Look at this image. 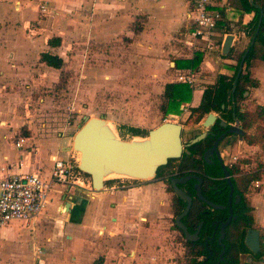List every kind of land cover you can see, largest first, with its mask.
Instances as JSON below:
<instances>
[{"label":"crops","instance_id":"1","mask_svg":"<svg viewBox=\"0 0 264 264\" xmlns=\"http://www.w3.org/2000/svg\"><path fill=\"white\" fill-rule=\"evenodd\" d=\"M46 1L49 10L41 15L36 0L21 1L18 8L11 0H0V35L7 33L4 35L7 41H0V75L13 81L12 84L23 78L30 79L35 70L45 71L44 76L32 78L35 86L38 82H57L59 70L41 64L40 54L57 55L72 68L75 57L65 58L69 50L77 51L82 46L92 57L100 55L102 66L98 67L101 78L106 80L103 87L112 90H116L115 85L120 88L118 82L146 73L168 78L172 73L187 71L174 69L173 60L177 59L174 56L179 50L176 45L179 31L187 24L190 0ZM63 1L67 3L66 15L58 12ZM229 3L231 10L224 15L217 37L219 50L203 58L194 72L199 84L192 91L191 101L182 105L181 114L172 116L174 118L183 121L182 116L189 115V110L200 104L205 86L213 84L218 75L230 76V68L236 65L247 45L242 27L254 14L244 13L239 0H229ZM42 17L51 18L45 22ZM228 35L233 37L229 57L221 55ZM53 39H59V44L50 46L48 42ZM65 46L66 51L60 50ZM93 49H98L100 54ZM180 52L183 54L182 50ZM120 54H127L129 59L138 62L144 57L146 70L137 67L126 72L123 67L119 68L116 65ZM34 63L36 69L31 68ZM167 64L171 70L168 74ZM249 71L257 86L249 89L242 103L264 107V62H254ZM85 72L90 78L99 79L94 77L96 72ZM203 72L208 74L200 75ZM12 100L5 103L0 99V180L17 173H36L48 179L53 157L77 159L69 146L58 138L19 135L20 127L27 126L29 130L30 125L26 121L21 125L23 117L17 111L18 102ZM130 122L122 119L121 124L131 126ZM21 137L26 141L18 149L15 144ZM263 166L264 163L262 169ZM82 175L79 188L57 186L51 192L49 204L35 221L12 222L0 231V264H177L167 261L176 254L163 242L165 236L158 235L155 229L167 218L163 215L161 194L150 186L127 190L116 180L107 182L101 192L93 193L89 179ZM250 205L254 225L263 227L264 185L259 193L252 195ZM242 257L240 264L250 262ZM262 261L264 263V259Z\"/></svg>","mask_w":264,"mask_h":264},{"label":"rangeland","instance_id":"2","mask_svg":"<svg viewBox=\"0 0 264 264\" xmlns=\"http://www.w3.org/2000/svg\"><path fill=\"white\" fill-rule=\"evenodd\" d=\"M61 4L62 6L58 12L62 13V15L68 14L65 10L67 3L63 1ZM51 17L54 18L56 16ZM42 18V21L45 22L47 19H50L49 17ZM5 34L7 33L3 32L2 35H0V41H7V38L4 36ZM180 41L181 37L178 36L176 45L179 47V50L175 56L173 55L174 58L180 57ZM66 49H68V47L65 46L60 50L66 51ZM93 50H96L97 54H100L98 49ZM70 55L75 57V59H73L74 62L76 61L75 65L69 68V63L66 61L58 74H56L58 75V80L55 83L40 84L36 81L38 84L37 86L34 85L35 82L32 78H39L41 75L44 76L45 71L43 70L32 71L30 79L23 78L22 80H18L15 84H12L13 81L9 80L7 77L5 78L0 75V99L5 101V103H7V101L11 102L12 99L14 103L18 102L17 111L21 117H23L21 118V125H23V121L29 122L28 125H30L29 130H27V126L20 127L18 132L19 135L31 134L38 138L54 137L63 141L65 145L70 146L74 134L85 122V119L92 117L102 118L110 123L114 132L123 141H130L135 137L129 132L128 129L130 127H139L138 129L146 133L143 137H146L150 130L156 128L163 122L182 125L183 143H187L190 139H193L199 134L200 122L198 124H186V120L189 116L188 114L182 116L183 121H181L177 117H164L160 112V107L164 103L162 99V88L166 82L174 81V83H177V75L172 73L168 78H158L152 76L151 73H146L145 75L142 73L144 76H137L138 78L136 77L135 79L128 78L118 82L120 88L115 85L116 90H112L110 87H103L106 80L101 78V70H99L100 67H98L102 66V63H100V55L99 57H92L91 53H88V50L83 46L79 47L77 51L74 49L69 50V55H67L65 59L67 60ZM119 58V62H117L116 66L119 68L123 67L126 72L132 69L137 70V67L138 70H140V68L141 71L146 70V66L143 63L144 57H141L140 62L132 58L129 59L127 54H120ZM95 60L98 61L94 62ZM8 65L11 66L10 62H8ZM31 68L36 69V63L32 64ZM166 68L168 74L171 71L168 64ZM0 71H2L1 66ZM85 71L96 72L97 75H94V77L98 76L99 79L95 80L94 78H90ZM205 74L208 73L203 72L200 75ZM197 84L199 83L197 82ZM248 106L250 105L241 103V109H245ZM122 119L131 121V126H123L121 124ZM246 132L249 133L248 135L252 136L255 133L254 128H250ZM249 142L248 139H245L244 143L239 145V148H236L235 155L240 157V161H244L243 163L239 162L238 166H240V164H256V169H259L261 172L263 171L260 178V180L263 181L264 166L262 170L260 167L264 163V157L261 155L260 147L257 145L253 146ZM73 154L75 157H78V153L73 152ZM82 177H86V175L83 174ZM86 178L90 181L89 177ZM122 180L123 178L116 179V182ZM153 180L154 179L151 181ZM82 181L83 180H81V182ZM129 181L133 182V180ZM138 183L143 184L144 182ZM263 185L264 184H261L259 189L250 192L251 195L247 193L248 203H250L252 195L259 193ZM56 187L57 186L54 185L51 192H54ZM150 187L155 189L158 195L161 194L164 197L163 215H167V218H164L163 221L165 222H163L162 226L155 229L158 235L165 236L163 242L176 254L175 258H169L167 261H175L177 264L182 263L181 261H183L182 256L184 253L183 238L173 226V215H171L173 213L168 206L170 197H173V195H171L167 184L162 185L161 183L153 182ZM164 189H167V193H164ZM259 264L263 263L260 261Z\"/></svg>","mask_w":264,"mask_h":264},{"label":"trees","instance_id":"3","mask_svg":"<svg viewBox=\"0 0 264 264\" xmlns=\"http://www.w3.org/2000/svg\"><path fill=\"white\" fill-rule=\"evenodd\" d=\"M252 2L254 5H258L260 9H257L250 4L249 0H239L241 10L244 13H253L254 16L246 26L242 27V32L246 36L248 42L239 55L236 65L230 68L232 71L231 75H218L213 84L205 86L200 104L196 108L189 110L186 124H198L211 112L227 117L225 116V113L227 112L228 107L231 108L232 105H235V117L240 122L242 128L246 131L250 128H254V135H246V139L250 141L249 143L251 145L259 146L261 155L264 157V107L250 105L245 109H241V103L246 99L245 94L250 88H255L257 86V82L250 77L249 69L256 61L264 62V0H252ZM260 10L263 12V17L260 28L256 33ZM222 24V22L218 23L220 28L223 27ZM252 39H254V43L250 46ZM59 42V39H53L50 40L48 44L52 46L55 43L59 44ZM245 53L246 56L242 65V72L236 80L235 89L232 92L233 82L238 72L240 61ZM230 55L231 52L227 57ZM203 58L202 53L195 52L189 59H174V69L197 72ZM39 62L55 70H60L64 65V62L60 57L48 52L40 54ZM197 86L198 85L192 87L181 83H166L163 87L162 94L164 103L160 107V112L163 116L168 117L180 115L181 106L190 103L192 91ZM227 119L230 120V112ZM128 130L133 136L143 137L146 135L143 130L138 128L130 127ZM192 149H194V147L188 149L191 155L184 154L179 159L170 160L166 166L159 168L157 171L158 176H163L164 170H177L181 173H187L194 169L197 160L192 157L195 155V152ZM240 162L243 163L244 161L242 160ZM230 173L235 176L232 182L236 189V194L242 196L243 194L250 192L252 189V183L260 180L263 171L261 172L258 169L254 173L244 176L241 174L237 164L233 166ZM176 202L178 203L175 205L174 212L175 214H178L184 205L180 200ZM233 209L238 218L237 220L232 221L231 226L228 229V234L231 232L235 233V238L239 241L238 243L237 241L234 242L231 240L230 235H226V239L223 242V244H225V253L223 255L224 261L220 264H239L240 255L249 253L242 243V239L247 228V223H252L251 216L245 215V213L251 209L246 208L242 203L234 206ZM221 216L223 220L224 212H221ZM185 218L189 219L192 223H196L198 218L195 209H191ZM257 230L260 233V251L257 255H253V260L259 262L264 259V226L258 227ZM184 249L185 255L182 264H201L200 258L207 256V250L202 242H185ZM210 261L207 264H210Z\"/></svg>","mask_w":264,"mask_h":264},{"label":"water","instance_id":"4","mask_svg":"<svg viewBox=\"0 0 264 264\" xmlns=\"http://www.w3.org/2000/svg\"><path fill=\"white\" fill-rule=\"evenodd\" d=\"M255 8L260 9L258 5H254L252 0H249ZM263 12L260 10V15L257 24L258 32L262 22ZM233 37L231 35L226 36L224 43L221 47V55L227 56L231 49ZM254 43L252 39L250 46ZM247 53V51H246ZM245 55L242 57L238 72L233 82V89H235L236 80L242 72V65ZM213 113H209L205 118L202 126L204 128H210L215 120ZM236 127H228L224 136L238 135L242 137L244 131L239 128L240 122L235 120ZM221 127L226 128V123H221ZM238 126V127H237ZM182 126L177 123L163 122L156 128L150 130L146 137L135 136L130 141H123L114 132L110 123L102 118H87L85 122L80 126L78 131L74 134L69 150L74 153H80V157H77V169L82 174L90 178L91 190L93 193L101 192L104 185L109 182L120 178L111 177L108 173L114 172L122 174L128 177L123 179L148 182L156 177V173L159 168L167 165L168 161L179 159L183 153L189 154L185 147H189L200 141L204 134L192 139L188 144L182 142ZM139 137V138H138ZM143 140V141H135ZM225 175H228L225 172ZM191 179H196L195 176H186L183 178H175L170 180L171 187L174 194L186 203V206L182 213L178 215L174 221L176 226L182 230L186 241H196L198 239L197 232L194 235L188 233L186 227L181 223V219L187 215L190 210L192 199L186 193L178 188V185L187 183ZM197 191V197L200 196L198 187H195ZM232 196V192L229 196ZM217 209H223L224 207H218ZM231 208L230 217L225 223L221 224V235L218 239L220 243L225 235V229L231 222ZM244 246L248 252L252 255H257L260 251V233L256 229H249L243 240ZM225 253V246L221 244L220 261H223V255ZM211 255V253L209 254ZM207 258L202 260L201 264H204Z\"/></svg>","mask_w":264,"mask_h":264},{"label":"flooded vegetation","instance_id":"5","mask_svg":"<svg viewBox=\"0 0 264 264\" xmlns=\"http://www.w3.org/2000/svg\"><path fill=\"white\" fill-rule=\"evenodd\" d=\"M235 105H232L231 108L227 109V112L225 113V116H229L230 112V120L227 119V117H223L221 114L211 112L215 116L217 115V118H215L212 126L210 128H204L202 126L201 122L200 125V131L197 136L194 138L201 136L204 134V137L198 141L196 144H193L189 147H185L187 150L190 148H193L195 155L192 157L197 160L196 167L187 173H181L177 170H164L163 176H158L156 173V177L153 181L144 182L143 184H139L138 182L142 181H133L130 182L128 179H123L121 182V188L124 189H130V188H142V187H149L153 184V182L161 183L162 185L167 184V186L170 189L171 195L173 197H170L169 200V208L172 211L173 215V226L174 228L180 233V235L183 238V246L186 241L184 238V234L182 230H180L176 224L174 219L182 213L184 210L186 203L180 200L176 194H174L173 189L170 184V180L175 178H183L186 176H195L196 179H191L187 183L178 185V188L182 190L184 193H186L188 196L191 197V207L190 210H194L196 212L198 221L196 223H192L189 219H186L183 217L181 219V223L186 227L189 234L194 235L197 231L198 239L194 242H202L205 249L207 250V256L200 258V261L202 263V260L207 258V261L204 264H207L210 260V264H220V253H221V244H223L224 240L226 239V235L231 236V240L234 242L238 239L235 238V233L228 234V229L231 226L232 221L237 220L238 216L234 213V206H237L238 204L242 203L246 208L251 209L250 203H248L247 196L248 194H243L242 196L236 194V189L233 186V179L234 175H231V170L233 166L237 165L240 161L234 160L233 157L236 154V148H239V145H242L244 143V140L246 139V135L248 133L246 130H244L240 124L239 128L244 131V135L242 137H239L238 135H227L224 136L225 132L228 130V127H236L235 125ZM221 123H226L227 127L223 128L220 126ZM238 127V126H237ZM133 128V127H132ZM193 138V139H194ZM182 139V135H181ZM192 139H190L187 143L188 144ZM183 142V141H182ZM189 154L191 155L190 151L188 150ZM185 153L182 154V156ZM225 172L228 175H225ZM247 175V174H242ZM198 187L200 196L197 197V191L195 187ZM167 187V188H168ZM167 189H164V193ZM255 190H250V192H253ZM232 192V196L230 198L229 203V196ZM250 192H248L250 194ZM251 195V194H250ZM180 200L182 204L184 205L181 211L178 214H175L174 209L176 201ZM218 207H224L223 209H217ZM230 208H231V215L232 219L229 225L225 229V237L224 239L219 243L218 239L221 235V224L225 223L228 218L230 217ZM189 210V211H190ZM221 212H224V219L222 220ZM226 213V214H225ZM252 210L245 213L246 216H251L252 223H247V228L245 230V234L243 235L242 243L244 240V237L249 229H258L254 225L253 217H252ZM188 214V213H187ZM171 217V216H169ZM242 231V229L240 228ZM238 236V235H237ZM244 244V243H243ZM225 246V244H223ZM211 253V255H209ZM184 255H185V249L183 253V261H184ZM248 255V258L247 256ZM240 256H243L244 259L249 260V263L245 264H259V262H256L253 260V255L249 252L248 254H242ZM223 257V256H222ZM242 257V258H243ZM224 258V257H223ZM181 261V262H183ZM263 263V261H261ZM182 264V263H179ZM239 264H240V258H239ZM244 264V262H243ZM264 264V263H263Z\"/></svg>","mask_w":264,"mask_h":264},{"label":"built area","instance_id":"6","mask_svg":"<svg viewBox=\"0 0 264 264\" xmlns=\"http://www.w3.org/2000/svg\"><path fill=\"white\" fill-rule=\"evenodd\" d=\"M11 1L18 8L23 0ZM36 1L39 13L45 15L49 10V3L46 0ZM230 10L229 0H190L186 27L179 31L180 48L183 53L180 57L187 55L191 57L195 52H200L205 57L218 51L217 37L221 32L218 23L223 22L224 15ZM176 82L194 87L197 85V77L193 71L187 70L177 74ZM25 141L26 139L21 137L15 147L21 149ZM233 159L238 160L240 157L235 155ZM252 164H240L241 174L254 173L257 165ZM81 174L76 167V158L69 156L65 159L52 158L48 179H43L36 173L10 174L1 179L0 231L12 222L35 221L49 204L52 187L54 185L68 189L79 187ZM261 184V180L253 182L252 190L259 189Z\"/></svg>","mask_w":264,"mask_h":264},{"label":"bare ground","instance_id":"7","mask_svg":"<svg viewBox=\"0 0 264 264\" xmlns=\"http://www.w3.org/2000/svg\"><path fill=\"white\" fill-rule=\"evenodd\" d=\"M135 141H143V140H135ZM78 157H80V153H78ZM108 174L111 177H114V178H124V177H128V176H125V175H122V174H118V173H114V172H110Z\"/></svg>","mask_w":264,"mask_h":264}]
</instances>
